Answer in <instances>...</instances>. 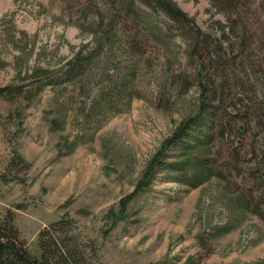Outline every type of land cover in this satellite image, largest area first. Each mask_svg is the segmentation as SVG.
Segmentation results:
<instances>
[{
    "label": "rangeland",
    "instance_id": "374dc122",
    "mask_svg": "<svg viewBox=\"0 0 264 264\" xmlns=\"http://www.w3.org/2000/svg\"><path fill=\"white\" fill-rule=\"evenodd\" d=\"M169 1L190 22L135 0L146 18L120 17L97 51L118 0H0V88L32 92L38 68L55 79L29 101L0 96V213H14L32 255L39 231L67 218L97 264H264V218L240 208L246 196L264 212V186L249 176L264 144V0H242L229 25L211 0ZM90 52L86 76L66 72ZM222 92L215 117L226 110L247 129L224 140L215 129L222 175L191 188L168 143Z\"/></svg>",
    "mask_w": 264,
    "mask_h": 264
},
{
    "label": "trees",
    "instance_id": "16d2710c",
    "mask_svg": "<svg viewBox=\"0 0 264 264\" xmlns=\"http://www.w3.org/2000/svg\"><path fill=\"white\" fill-rule=\"evenodd\" d=\"M119 7L118 11H114L110 18L108 26L102 33V39L97 44V51L103 46V44L112 38L111 32L113 31V24L120 17L126 20H143L146 18L140 11L135 7V0H118ZM149 5H155L159 7L168 16L169 19L175 23L190 22V19L185 13L176 9L169 0H144ZM212 5L217 11L224 12L229 22H232L230 14L235 13L238 5L242 3V0H211ZM235 22V19H233ZM222 34L225 36V26L221 27ZM230 31V30H229ZM228 33V32H227ZM127 37V44L132 47V43ZM245 41L239 48H244ZM241 49V50H242ZM96 52V51H95ZM97 53V52H96ZM93 52L85 55L78 54L73 60L68 63L66 72L73 73V75L86 76L88 71L92 68L94 63L95 54ZM29 78V75L20 79L25 81ZM30 78L33 79L34 89L30 92L26 85H18L15 87H4L0 88V96H4L8 100H13L16 97H22L24 100L29 101L36 94L43 91L47 86H54L55 79L48 69L38 68V73H32ZM237 86V85H236ZM239 86V85H238ZM241 86V85H240ZM242 87V86H241ZM238 88V87H237ZM243 87L240 89L242 90ZM239 90V89H237ZM211 98L216 96L215 89L210 90ZM241 93V92H239ZM218 98L216 103L208 105L203 108L196 119H191L188 122L182 123L176 129L173 134V139L168 143L169 146L176 145L179 150V162L173 166V170L178 173V180L191 188H197L198 186L205 183L212 176H221V171H216L217 167L216 159L210 156L211 146L210 142L213 141L217 134L220 140L226 138L227 132L231 130H237L240 133L246 131V126L238 123H230L227 117L232 118L228 111L221 113V117H215L217 110L225 102V94L222 92L217 95ZM210 98V99H211ZM262 102V101H261ZM239 113V107L233 108ZM258 112V111H257ZM259 117L264 116L263 112H258ZM245 115V114H243ZM258 115V114H257ZM236 116L234 113L233 117ZM226 117V118H225ZM245 118V117H244ZM257 120V119H256ZM257 123L252 127L253 131L256 132ZM216 129V134L214 131ZM195 130V131H193ZM192 133L193 143L190 144L187 141H183V137L187 136L190 132ZM198 134L203 136L202 139L198 138ZM194 137V138H193ZM237 149V148H235ZM240 150V149H238ZM259 155L255 157L256 161H252L257 166H261L257 169V172L253 170L250 175L258 176L259 186H264V144L262 143L259 149ZM254 154V153H252ZM241 157V156H240ZM239 156L237 160H241ZM211 158V159H210ZM231 158H234L231 156ZM237 161L235 158L233 159ZM160 164L157 161L154 167ZM228 163L221 166H228ZM232 166L235 170L236 163ZM260 200L263 197L260 196ZM244 204L240 205L243 211L251 210L260 218H264V212L260 210L262 202H256L252 205V200L245 196ZM38 247L40 249L39 256L32 255L26 246L25 241L21 238L20 232L15 224V215L11 210H6L0 213V264H97V247L93 241L88 240L82 235V233L75 226L74 222L70 219L63 218L58 221L52 222L38 233Z\"/></svg>",
    "mask_w": 264,
    "mask_h": 264
}]
</instances>
